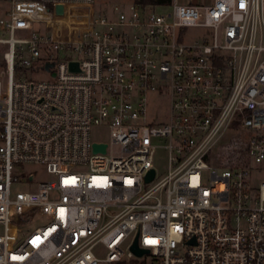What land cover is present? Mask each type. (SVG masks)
Returning a JSON list of instances; mask_svg holds the SVG:
<instances>
[{
	"label": "built area",
	"instance_id": "built-area-1",
	"mask_svg": "<svg viewBox=\"0 0 264 264\" xmlns=\"http://www.w3.org/2000/svg\"><path fill=\"white\" fill-rule=\"evenodd\" d=\"M93 1L0 0V264H264V0Z\"/></svg>",
	"mask_w": 264,
	"mask_h": 264
},
{
	"label": "rangeland",
	"instance_id": "rangeland-1",
	"mask_svg": "<svg viewBox=\"0 0 264 264\" xmlns=\"http://www.w3.org/2000/svg\"><path fill=\"white\" fill-rule=\"evenodd\" d=\"M192 3L194 4H202V5H208L210 4V2L212 0H190ZM93 5L95 7V10L98 12H102L104 8H107L108 6H111L112 8H116L117 11H115L114 13L116 14L120 9H126L128 7H130L132 5V3H134V0H94L93 1ZM177 4H182L183 0H176ZM157 13H166L168 11L167 8H159L157 10H155ZM2 14V12L0 11V15ZM197 33L196 31L190 30L187 32V36L188 37H193L195 36ZM15 38H19L18 35L15 36ZM263 44H264V40H263ZM2 50V48L0 47V51ZM2 62L0 61V77L3 75L2 72ZM44 75H40V79H44ZM2 79V78H0ZM151 105H150V109L152 110L150 113H161V114H165V109L163 106L161 105H156L155 102V98L150 99ZM89 138L92 141L95 142H104L107 143L108 142V131L107 129H104L103 127H95L92 128L90 134H89ZM153 144L155 146H158L159 143L157 141H153ZM109 151L114 154L117 155L118 154V148L116 146H112L111 148H109ZM242 161L247 162L246 159H242L241 157L239 158L238 164H240ZM250 164H252V162L249 161ZM153 167L156 171V173L158 175L163 174L164 172V168H165V158H164V154L163 151L160 148H156L155 153L153 155ZM18 172L22 173L21 176L22 177H27L28 173L32 174L33 176V181L31 183V186L33 187L34 185H36L39 182L42 181H46V180H51L52 176L48 175L45 173L43 167L41 166H37V165H26V166H22V168H20L18 170ZM260 179H264V171L263 172H258L257 174L254 175V180H260ZM14 191H24L25 188H23V186H15L13 188ZM41 225V222L36 220L33 221L31 224L28 225V231H32L35 227H38ZM144 261H146V258H143Z\"/></svg>",
	"mask_w": 264,
	"mask_h": 264
},
{
	"label": "water",
	"instance_id": "water-1",
	"mask_svg": "<svg viewBox=\"0 0 264 264\" xmlns=\"http://www.w3.org/2000/svg\"><path fill=\"white\" fill-rule=\"evenodd\" d=\"M57 13L60 14L61 13V8L60 7H57ZM50 65L47 64L45 65V69H47ZM71 67H73L74 65L73 64H70ZM92 151L93 152H99L101 154L104 153L105 151V146L104 145H93L92 146ZM153 176V171L150 170L146 177H145V181H149ZM130 250L132 251V253L136 256V257H140L141 255L145 254L146 251L145 250H142V249H139L137 248L136 246V237L134 238V241L130 247Z\"/></svg>",
	"mask_w": 264,
	"mask_h": 264
},
{
	"label": "trees",
	"instance_id": "trees-1",
	"mask_svg": "<svg viewBox=\"0 0 264 264\" xmlns=\"http://www.w3.org/2000/svg\"><path fill=\"white\" fill-rule=\"evenodd\" d=\"M169 0H134V2H137L141 5H153V6H160L164 5ZM115 264H125V263H115Z\"/></svg>",
	"mask_w": 264,
	"mask_h": 264
}]
</instances>
